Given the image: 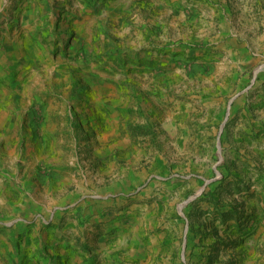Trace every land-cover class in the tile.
Returning <instances> with one entry per match:
<instances>
[{
  "label": "rangeland",
  "instance_id": "rangeland-1",
  "mask_svg": "<svg viewBox=\"0 0 264 264\" xmlns=\"http://www.w3.org/2000/svg\"><path fill=\"white\" fill-rule=\"evenodd\" d=\"M0 90V264H264V0H0Z\"/></svg>",
  "mask_w": 264,
  "mask_h": 264
},
{
  "label": "crops",
  "instance_id": "crops-1",
  "mask_svg": "<svg viewBox=\"0 0 264 264\" xmlns=\"http://www.w3.org/2000/svg\"><path fill=\"white\" fill-rule=\"evenodd\" d=\"M1 92H2V91L0 90V93H1ZM5 99H6V98H3V100H5ZM1 101H2V100H1ZM1 101H0V102H1ZM0 117H4V116H3V113L1 112V105H0ZM1 123H2V121H0V125H1Z\"/></svg>",
  "mask_w": 264,
  "mask_h": 264
},
{
  "label": "water",
  "instance_id": "water-1",
  "mask_svg": "<svg viewBox=\"0 0 264 264\" xmlns=\"http://www.w3.org/2000/svg\"><path fill=\"white\" fill-rule=\"evenodd\" d=\"M263 68V67H262Z\"/></svg>",
  "mask_w": 264,
  "mask_h": 264
}]
</instances>
